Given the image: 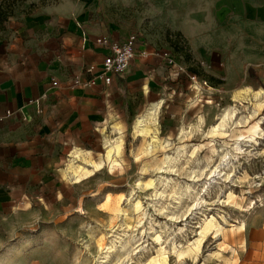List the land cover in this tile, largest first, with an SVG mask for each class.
Here are the masks:
<instances>
[{
  "label": "rangeland",
  "instance_id": "rangeland-1",
  "mask_svg": "<svg viewBox=\"0 0 264 264\" xmlns=\"http://www.w3.org/2000/svg\"><path fill=\"white\" fill-rule=\"evenodd\" d=\"M239 1L250 16L244 5L236 11L222 0H16L6 10L0 37L44 8L77 7L79 16L60 21L135 32L145 48L173 56L185 72L164 62L174 71V82L164 81L173 96L161 97L155 142L135 127L148 103L124 125L106 123L100 137L69 147L56 182L0 224V264H149L161 257L166 264H264V0ZM177 32L182 52L170 42ZM190 69L202 76L191 87ZM245 88L263 91L256 113L250 97L235 98ZM223 110L233 117L210 133ZM105 134L120 145L111 168ZM74 148L91 162H75L78 183L63 173ZM225 153L230 168L207 183Z\"/></svg>",
  "mask_w": 264,
  "mask_h": 264
},
{
  "label": "crops",
  "instance_id": "crops-1",
  "mask_svg": "<svg viewBox=\"0 0 264 264\" xmlns=\"http://www.w3.org/2000/svg\"><path fill=\"white\" fill-rule=\"evenodd\" d=\"M222 1L236 11L244 5L239 0ZM244 8L250 16L251 8ZM80 14L77 7L44 8L24 25L11 24L5 37H0L2 226L12 221L19 205L56 182L63 157L78 138L100 137L106 123L124 125L125 118L141 111L151 99L164 101L163 96L166 102L173 96L164 90L166 79L174 82L173 69L167 70L165 60L154 54L159 50L145 48L140 36L124 75H113L109 84L97 81L89 88L67 89L74 76L88 79L99 71L106 50L93 43L96 37L122 40L135 33H101L83 21H60ZM89 67H93L91 73L86 72ZM52 79L57 87H51ZM6 112L11 115L5 116Z\"/></svg>",
  "mask_w": 264,
  "mask_h": 264
},
{
  "label": "bare ground",
  "instance_id": "bare-ground-1",
  "mask_svg": "<svg viewBox=\"0 0 264 264\" xmlns=\"http://www.w3.org/2000/svg\"><path fill=\"white\" fill-rule=\"evenodd\" d=\"M241 97H250L251 100L253 101V112L256 113L260 110L261 106H262V102H263V91L261 89H258L256 91L250 90L248 88L245 89H241L239 91H237V94L235 96V98H241ZM236 99V100H237ZM243 99V98H242ZM163 103L162 99H158L154 102H151L148 106V108L137 117L136 119V132L138 136L141 137H145L148 136L151 138V142H155L156 137H157V124H158V114H159V110L161 107V104ZM234 115V111L231 112L229 110H223L222 113L218 114V116L216 117V122L215 124H213L211 132L213 133L215 130H217L218 128L224 129L227 125V122L230 118H232ZM202 124V120L201 118H199V123L198 125L195 126L196 131H200V127ZM105 130V129H104ZM258 130V129H257ZM118 131V130H116ZM259 131V130H258ZM180 133H185V130H179ZM256 136V135H255ZM103 142H104V148L106 149V157H108V167L111 168L113 166V162H114V158L117 155V153H119L118 151L120 150V145L117 144L116 142H114V140L108 138L109 135L105 134L103 135ZM107 137V138H105ZM254 137V136H253ZM150 138H149V145L150 146ZM252 140V139H250ZM121 142V141H120ZM149 150L147 151L148 154L150 153V148H148ZM214 151V150H213ZM86 154V153H85ZM235 157V156H234ZM76 161H85V163L91 164V162L85 160L83 152L80 151L79 149L74 148L70 154H69V159L67 161V164L65 165V169H63V173L66 175V177H69L73 182L78 183L79 180L81 179V176H79L77 173H75V171H73L74 165ZM229 156L227 153L223 154L222 156H220V163H218V165L214 166L212 168V170H210L208 172V177L206 182L209 183V181L215 180L214 176H219L221 173V169L224 168H230L229 167ZM94 169H101V164L99 163H94L93 165ZM89 173H91V171H89ZM245 178V177H243ZM264 178V176L262 177ZM239 179H242V177H239ZM213 222V218H211V220H209V225L207 226V228H211L214 226ZM217 225V224H216ZM215 225V226H216ZM218 230V229H217ZM159 238V237H157ZM203 235L201 233H199V237L197 239H195V241L192 243L194 245H200L201 241H202ZM187 247V250L190 249L191 245ZM110 248H107L106 251H108ZM103 252V254L106 253ZM162 255V254H161ZM182 254H178V257H180ZM103 258L107 259V255H105ZM102 259V263H104L105 261H103ZM149 264H166V259L165 257H161V258H156L150 261Z\"/></svg>",
  "mask_w": 264,
  "mask_h": 264
},
{
  "label": "built area",
  "instance_id": "built-area-1",
  "mask_svg": "<svg viewBox=\"0 0 264 264\" xmlns=\"http://www.w3.org/2000/svg\"><path fill=\"white\" fill-rule=\"evenodd\" d=\"M138 42V35L136 33L128 34L122 40H114L108 36H98L93 40V43L106 50L101 67L99 71L88 79H82L80 76H74L67 83L66 88L73 90L76 88H89L95 86L97 81H101L104 84H109L113 75H124L130 66L131 61L137 53L136 44ZM146 57L145 53H142ZM167 65L174 67L176 74L178 72H185L180 66L177 67V62L174 57L166 52L161 55ZM93 67H89L86 72L91 73ZM187 77L190 82V87L196 83L198 76L192 73H187ZM201 84L207 87L205 80H201ZM51 87H57L58 83L52 79L50 82ZM193 89L196 90L195 87ZM11 113L6 112L5 116H10ZM1 120V119H0Z\"/></svg>",
  "mask_w": 264,
  "mask_h": 264
},
{
  "label": "trees",
  "instance_id": "trees-1",
  "mask_svg": "<svg viewBox=\"0 0 264 264\" xmlns=\"http://www.w3.org/2000/svg\"><path fill=\"white\" fill-rule=\"evenodd\" d=\"M15 1L16 0H1L0 1V23H2L4 20L7 19L10 12L7 13L6 10H8L14 4ZM170 42L177 52H182L180 33H175L174 39L171 40ZM247 71L250 77H253L254 79L257 80V77L255 76V72L252 68H248ZM190 73L196 75L195 69H190ZM218 83L220 82L218 81Z\"/></svg>",
  "mask_w": 264,
  "mask_h": 264
}]
</instances>
